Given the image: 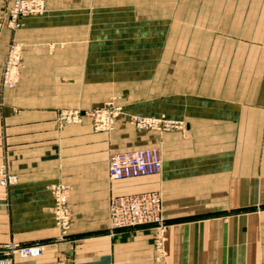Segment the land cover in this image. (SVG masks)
I'll use <instances>...</instances> for the list:
<instances>
[{
	"label": "crops",
	"instance_id": "obj_1",
	"mask_svg": "<svg viewBox=\"0 0 264 264\" xmlns=\"http://www.w3.org/2000/svg\"><path fill=\"white\" fill-rule=\"evenodd\" d=\"M185 10L201 18L175 48L169 75L203 82L171 99L185 131L135 134L130 143L159 145V173L110 180V144L89 121L58 128L49 106L18 92L0 98V165L17 176L8 206L0 202V243L42 244L36 257L0 252V264H264V211H236L264 203V0H200ZM127 121L124 113L116 135L126 136ZM60 181L69 186L65 231L50 193ZM150 190L161 192L169 221L159 245L147 226L109 229L110 195Z\"/></svg>",
	"mask_w": 264,
	"mask_h": 264
},
{
	"label": "rangeland",
	"instance_id": "obj_2",
	"mask_svg": "<svg viewBox=\"0 0 264 264\" xmlns=\"http://www.w3.org/2000/svg\"><path fill=\"white\" fill-rule=\"evenodd\" d=\"M199 1L58 0L53 8L44 0L6 2L0 7L1 102L18 92L22 100L49 106L55 112L58 128L89 121L92 132L109 142L108 159L115 152L142 147H156L161 154L159 145L134 147L130 143L135 134L185 131V119L171 115L170 102L183 101L185 90L190 91L195 81L200 90L202 78L169 73L179 64L174 60L175 48H183L179 42H183L187 31L190 35L201 18V13L185 9ZM124 89L129 93L124 94ZM103 110L105 113H101ZM124 113L128 116L125 137L114 133ZM225 162L233 166L235 158L226 157ZM108 178L112 179L109 174ZM1 181L4 183H0V189L6 192L0 202L7 207V190L17 176L5 164L0 165ZM68 191V184L61 181L50 186L54 221L62 231L70 223ZM150 191L161 198L165 230L169 221L164 215L162 194ZM114 195L119 194L107 200L110 230L119 228L113 226L108 212ZM225 199L227 213V195ZM62 210L65 219L59 214ZM240 210L261 212L264 203L236 208ZM142 226L157 230L151 224ZM33 244H40L42 252L40 242L12 241L0 243V252L20 258L36 257L20 253L21 247Z\"/></svg>",
	"mask_w": 264,
	"mask_h": 264
},
{
	"label": "built area",
	"instance_id": "obj_3",
	"mask_svg": "<svg viewBox=\"0 0 264 264\" xmlns=\"http://www.w3.org/2000/svg\"><path fill=\"white\" fill-rule=\"evenodd\" d=\"M104 111V110H103ZM101 113H105V111ZM162 158L156 147H142L115 152L107 163L108 174L112 179H123L160 172ZM4 183V182H0ZM108 212L114 227H135L153 225L157 230V244L161 243L160 234L165 225L162 215L161 198L156 192H139L114 195L109 200ZM62 219L65 211L62 210ZM25 256H37L41 253V245H26L20 248Z\"/></svg>",
	"mask_w": 264,
	"mask_h": 264
}]
</instances>
